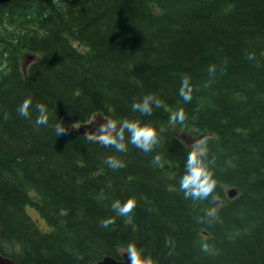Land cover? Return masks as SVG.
Instances as JSON below:
<instances>
[{"label": "trees", "instance_id": "16d2710c", "mask_svg": "<svg viewBox=\"0 0 264 264\" xmlns=\"http://www.w3.org/2000/svg\"><path fill=\"white\" fill-rule=\"evenodd\" d=\"M147 94L161 106L133 111ZM28 96L25 118L17 107ZM40 102L47 125L35 124ZM181 108L185 121L171 124ZM102 117L150 123L159 141L144 152L126 132L117 152L91 136ZM189 137L206 139L217 180L205 199L179 187ZM109 155L124 166L110 168ZM133 197L118 216L112 202ZM0 223V254L17 264L121 260L132 241L156 264H264V0L0 4Z\"/></svg>", "mask_w": 264, "mask_h": 264}, {"label": "clouds", "instance_id": "9594fccd", "mask_svg": "<svg viewBox=\"0 0 264 264\" xmlns=\"http://www.w3.org/2000/svg\"><path fill=\"white\" fill-rule=\"evenodd\" d=\"M213 69H210L212 71ZM179 96L185 102H189L192 99V86L188 77L182 78L179 88ZM162 101L155 94H147L142 97L141 100L132 104L133 111H139L144 115H151L153 106L160 107ZM32 105V97H26L17 107L18 113L22 117H29L31 115L30 106ZM37 112L35 118L36 125H47L49 122V109L43 102L35 105ZM103 118V117H102ZM185 112L183 109H178L169 115V122L176 124L177 122L183 123L185 121ZM96 120V119H95ZM94 120V121H95ZM93 121V122H94ZM119 125V126H117ZM57 136L65 133V125L59 121L55 126ZM128 135V142L135 145L137 148L144 152H149L153 149L159 141V136L156 127L150 123H142L139 119L129 120L123 119L118 121L111 117L104 119L95 127V132L91 133V136L100 144L108 146H114L117 152H123L127 150L125 143V134ZM206 139L202 138L192 145L191 150L187 154L185 163V172L180 178L179 187L183 190L185 197H192L193 199H205L214 193V189L217 186V180L214 177V173L208 167V163L204 157L206 155ZM160 155L157 154L154 157V162L160 160ZM105 164L110 168L123 167V161L109 155L105 159ZM135 206V199L129 198L125 202L120 200H114L111 207L115 210L118 216H127ZM216 209H209L207 215L214 216ZM101 226L108 228L109 225L115 223L114 217H107L101 222ZM206 247V246H205ZM127 253L130 257V264H156L151 255H145L143 251L137 246L135 241L129 242L122 252Z\"/></svg>", "mask_w": 264, "mask_h": 264}, {"label": "water", "instance_id": "95a60500", "mask_svg": "<svg viewBox=\"0 0 264 264\" xmlns=\"http://www.w3.org/2000/svg\"><path fill=\"white\" fill-rule=\"evenodd\" d=\"M12 0H0V4H5L8 3ZM81 132H83L81 130ZM230 198H234L237 195V192L235 190H230L228 192ZM2 231V225L0 223V234ZM124 256V260L120 261V260H116L115 258H112L110 256L105 257L103 260H101L100 262H98L97 264H130V257L127 253L123 254ZM0 264H17L14 260H12L11 258H7L4 257L0 254Z\"/></svg>", "mask_w": 264, "mask_h": 264}, {"label": "rangeland", "instance_id": "374dc122", "mask_svg": "<svg viewBox=\"0 0 264 264\" xmlns=\"http://www.w3.org/2000/svg\"><path fill=\"white\" fill-rule=\"evenodd\" d=\"M99 122V121H98ZM191 148H192V145L197 142V140L195 139H192L191 137H189L187 140H186ZM33 197L36 199L37 196L36 194H33ZM28 213L29 215L31 216V218L33 220H35L38 224H39V227L40 229L43 231V232H50L53 228L50 227V225L47 223V221H45L39 214L38 210L34 209L33 207H28Z\"/></svg>", "mask_w": 264, "mask_h": 264}]
</instances>
